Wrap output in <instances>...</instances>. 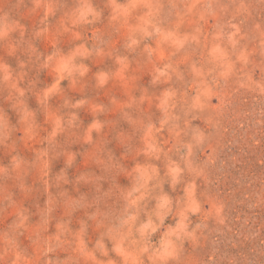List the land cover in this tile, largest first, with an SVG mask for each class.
<instances>
[{
    "label": "rangeland",
    "instance_id": "rangeland-1",
    "mask_svg": "<svg viewBox=\"0 0 264 264\" xmlns=\"http://www.w3.org/2000/svg\"><path fill=\"white\" fill-rule=\"evenodd\" d=\"M80 3L85 4V11L95 12L96 19L91 27L73 30L69 20ZM49 6L61 14L41 25ZM3 8L28 31L19 51L11 40L0 49V76H9L6 85L0 83V104L5 92L24 78L29 82L27 90L40 97L43 89L37 90L36 85L51 80L43 72L50 48H71L77 39L86 45L90 42L91 71L84 80L73 78L69 87L90 97L93 109V101L107 103L109 97H119L106 117L109 126L97 143V147L112 143L109 146L117 155L122 151L120 144L127 140L122 130L131 131L119 118L123 104L143 90L147 103L137 105L140 114L158 119L153 104L159 88L150 86V75L157 67L171 65L169 72H175L171 85L181 92V103L175 109L179 119L168 125L167 131L161 128L158 134L148 133L162 148L161 170L172 162L190 165L172 187L165 183L169 178L163 171L159 177L157 191L170 194L158 222L161 243L169 244L175 253L169 264H264V0H22L19 4L0 0ZM145 24L158 33L134 51L127 49L129 37L137 35V29ZM41 29L33 47V34ZM97 49L102 53L97 55ZM120 56L129 60L117 68L114 58ZM21 59L27 62L26 70L16 67ZM98 68L114 77L103 89H98L93 79ZM49 72L63 79L62 70L49 66ZM63 83L67 85V81ZM59 90L64 94V88ZM24 99L37 107L35 98ZM46 111L49 119L54 117L51 106H46ZM10 115L15 121V115ZM81 117L86 124L91 120L87 111ZM78 142L77 137L65 144ZM189 146L190 152H186ZM11 147L31 156L34 144L25 139ZM82 147L73 145V150L82 151ZM8 151L0 149V161L7 160ZM95 151H87L84 164L91 163ZM63 167L61 159L54 162L53 170ZM69 174L75 176L78 170L74 167ZM105 175L116 184L117 175ZM119 179L121 184L128 183L125 177ZM26 180L33 186L31 191L18 188L15 181L0 190V231L21 209H31L37 219L35 211L45 193L34 173ZM5 191L14 197V206L5 208ZM109 204L119 206L117 201ZM38 230V223H29L20 235L26 255L18 254L16 264H45V260L56 264L64 258V253L55 251L41 255L39 241L32 239ZM9 260L0 242V264Z\"/></svg>",
    "mask_w": 264,
    "mask_h": 264
},
{
    "label": "clouds",
    "instance_id": "clouds-1",
    "mask_svg": "<svg viewBox=\"0 0 264 264\" xmlns=\"http://www.w3.org/2000/svg\"><path fill=\"white\" fill-rule=\"evenodd\" d=\"M20 2L22 0H16L17 4ZM84 8L85 4L80 3L73 9L69 20L73 30L85 25L91 27V22L96 19L95 12ZM60 14L58 9L47 7L46 14H42L41 25ZM27 31V27L7 8L0 9V49L11 40L19 51L21 42L27 39ZM41 31L43 29L33 34V47L38 43ZM158 31H153L148 24L139 27L138 34L129 37L127 49L134 51L148 43ZM144 50L151 55L149 49ZM102 51L97 49L96 54ZM90 54V42L86 45L83 39H77L71 48H50L43 72L48 73L51 80L42 86L36 85L37 90L43 89L40 97L27 90L29 82L24 78L5 92L3 104H0V149H9L7 160L0 161V190L7 182L15 181L18 188L31 191L33 186L28 184L26 177L34 173L45 193L43 202L35 211L37 219H33L31 209H21L0 231L4 254L10 257L8 264H16L18 254L26 255L19 237L29 223H38L39 230L33 233L32 239L39 241L42 256L54 251L64 253V258L56 264H169L174 258L171 246L161 243L162 234L158 237L160 212L169 203L170 196L167 192L157 191L159 177L163 171L169 178L165 183L172 187L182 171L190 169V165L172 162L161 170L158 161L162 148L158 140L148 133L158 134L161 128L167 131L168 125L179 119L175 109L181 103V92L171 85L175 72H169L171 65H166L157 67L150 75V86L159 88L153 104V110L159 113L158 119L149 120L140 114L137 105L143 107L147 103L143 99V90L123 104L119 118L131 131L122 130L127 140L120 144L122 151L117 155L109 146L112 143L99 147L97 143L109 126L106 117L111 114V108L119 97H109L107 103L93 101V109L89 105L90 97L69 87L73 78L84 80L91 71ZM128 60V56L114 58L117 68ZM49 66L62 70L63 79L49 72ZM12 67L9 64V68ZM16 67L26 70V60L17 61ZM113 78L104 69L98 68L93 73L98 89L107 87ZM8 80L9 76H0V83L6 85ZM64 81H67L66 86ZM60 88L65 89L64 94ZM25 97L35 98L37 107L33 108L30 99L25 101ZM25 103L26 108L19 107ZM46 106H51L55 112L51 119ZM84 111L91 116L87 124L81 117ZM10 113L15 115V121ZM120 135L118 132L117 137ZM77 137L78 144H65V141L76 140ZM25 139L34 144L31 156L11 147L14 142L23 143ZM192 139L195 143V138ZM73 145H82L83 150H73ZM93 148L96 149L95 154L91 163L86 165L87 151ZM185 151L190 152V146ZM61 159L64 167L54 172V162ZM74 167L78 174L70 176L69 170ZM105 174L117 175L116 184H111ZM120 177L127 178L128 183L121 184ZM82 188H87V191H82ZM3 199L5 208L14 206V197L6 191ZM110 201H117L119 206L112 208ZM91 233L95 236L91 237ZM45 264L52 262L45 260Z\"/></svg>",
    "mask_w": 264,
    "mask_h": 264
}]
</instances>
